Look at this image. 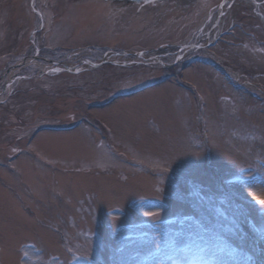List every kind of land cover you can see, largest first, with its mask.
Wrapping results in <instances>:
<instances>
[{"label":"rangeland","instance_id":"374dc122","mask_svg":"<svg viewBox=\"0 0 264 264\" xmlns=\"http://www.w3.org/2000/svg\"><path fill=\"white\" fill-rule=\"evenodd\" d=\"M168 1L0 0V264H264V0Z\"/></svg>","mask_w":264,"mask_h":264},{"label":"snow or ice","instance_id":"6c2138e0","mask_svg":"<svg viewBox=\"0 0 264 264\" xmlns=\"http://www.w3.org/2000/svg\"><path fill=\"white\" fill-rule=\"evenodd\" d=\"M148 2H151V0H148ZM221 7H223V6H221ZM220 15H223V12H222V11H221ZM87 62H88V61H85V63H87ZM52 71H59V69H52ZM76 71H79V69H76ZM13 151H16V149H13ZM229 183H233V181H229ZM259 203H260L261 205H264V200L259 201ZM146 215L155 216L156 213H154V212H149V213H146Z\"/></svg>","mask_w":264,"mask_h":264},{"label":"water","instance_id":"95a60500","mask_svg":"<svg viewBox=\"0 0 264 264\" xmlns=\"http://www.w3.org/2000/svg\"><path fill=\"white\" fill-rule=\"evenodd\" d=\"M25 61H26V60L24 59L22 62L24 63ZM21 64H22V63H21ZM21 64H17L16 67H17V66H20ZM89 65L95 67V66H97L98 64H95V63L92 64V63H90ZM61 68H64V69H66V70H68V71H72V70L75 69L74 66H66V65H62Z\"/></svg>","mask_w":264,"mask_h":264},{"label":"bare ground","instance_id":"6f19581e","mask_svg":"<svg viewBox=\"0 0 264 264\" xmlns=\"http://www.w3.org/2000/svg\"><path fill=\"white\" fill-rule=\"evenodd\" d=\"M140 60L144 59V58H139ZM41 67L43 68V65H41Z\"/></svg>","mask_w":264,"mask_h":264}]
</instances>
